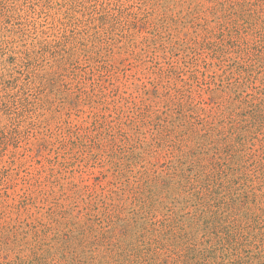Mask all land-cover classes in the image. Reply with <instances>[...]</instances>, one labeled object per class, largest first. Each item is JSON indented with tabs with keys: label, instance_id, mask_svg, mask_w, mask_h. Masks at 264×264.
Here are the masks:
<instances>
[{
	"label": "rangeland",
	"instance_id": "obj_1",
	"mask_svg": "<svg viewBox=\"0 0 264 264\" xmlns=\"http://www.w3.org/2000/svg\"><path fill=\"white\" fill-rule=\"evenodd\" d=\"M0 264H264V0H0Z\"/></svg>",
	"mask_w": 264,
	"mask_h": 264
}]
</instances>
